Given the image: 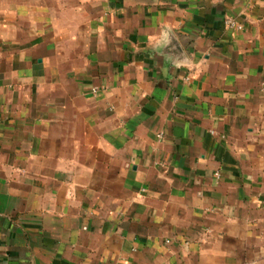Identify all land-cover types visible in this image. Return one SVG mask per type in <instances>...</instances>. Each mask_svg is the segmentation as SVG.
I'll return each instance as SVG.
<instances>
[{
  "label": "crops",
  "instance_id": "0c3cea01",
  "mask_svg": "<svg viewBox=\"0 0 264 264\" xmlns=\"http://www.w3.org/2000/svg\"><path fill=\"white\" fill-rule=\"evenodd\" d=\"M0 264H264V0H0Z\"/></svg>",
  "mask_w": 264,
  "mask_h": 264
},
{
  "label": "built area",
  "instance_id": "2783aa9c",
  "mask_svg": "<svg viewBox=\"0 0 264 264\" xmlns=\"http://www.w3.org/2000/svg\"><path fill=\"white\" fill-rule=\"evenodd\" d=\"M225 23V27L227 29H231V30H237V31H240L243 29V25L241 23H239L237 20L231 18V17H227L224 21ZM93 91L96 93L97 92V89H93ZM158 137L160 139H163V134H159ZM217 176L219 174H216Z\"/></svg>",
  "mask_w": 264,
  "mask_h": 264
}]
</instances>
